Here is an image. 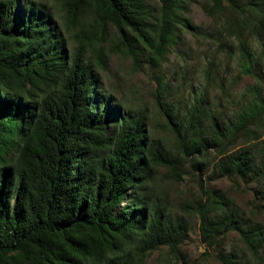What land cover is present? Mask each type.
Listing matches in <instances>:
<instances>
[{
  "label": "trees",
  "instance_id": "16d2710c",
  "mask_svg": "<svg viewBox=\"0 0 264 264\" xmlns=\"http://www.w3.org/2000/svg\"><path fill=\"white\" fill-rule=\"evenodd\" d=\"M199 1L0 0V264H149L156 253L151 264H203L182 252L188 223L155 191L161 167L181 179L197 159L257 184L264 201V0H202L207 28L187 18ZM188 37L208 44V63L182 58L168 77ZM115 54L154 73L152 111L103 88ZM223 61L232 86L253 84L234 96ZM201 189L182 211L199 218L202 244L220 264H264V226ZM232 233L243 248L227 251Z\"/></svg>",
  "mask_w": 264,
  "mask_h": 264
},
{
  "label": "rangeland",
  "instance_id": "374dc122",
  "mask_svg": "<svg viewBox=\"0 0 264 264\" xmlns=\"http://www.w3.org/2000/svg\"><path fill=\"white\" fill-rule=\"evenodd\" d=\"M49 1L53 2V0ZM21 2L23 3V0ZM201 3L202 0L192 6L187 18L193 26L207 28L210 25V20L204 14ZM55 17H57L56 14ZM208 51L210 50L207 43L198 42L188 37L177 50L168 56V61L163 65L161 71L168 77H173L180 69L182 58H185L192 66L204 68L208 63ZM227 72L228 76H226ZM197 75H200L199 71ZM154 76V73L148 69L144 72H137L134 70L130 59L115 54L109 59L106 71L102 73L103 88L125 102L134 103L139 108L152 111L157 86ZM235 76L237 75L234 64L223 61L221 77L227 79L226 84L231 87L234 96L242 93L248 86L253 84L251 79L246 78L232 86L230 82ZM175 81L172 82L173 85L177 83ZM226 106L228 107L227 104ZM156 129L158 132L157 137L163 141L170 152L174 155H180L176 144L163 133V129L160 127H156ZM194 162H199V160L196 159L186 164V172L181 175V179L175 177L167 167L159 168L156 173L155 191L163 200L169 202L175 215L182 217L188 223V238L182 246V252L188 257L189 262L201 261L203 264H220L215 259L216 252L212 249L208 250L201 242L199 218L195 214H185L182 211V206L186 202H192L200 198L202 195L201 186H207L232 199L248 223H260L264 226V201L260 198L257 184L239 179L218 178L213 176L211 166H204L199 171L194 167ZM241 248H243V245L238 235L235 233L230 234L225 249L231 251ZM204 254H210L211 256L206 257ZM157 258L158 253L149 259V264L154 263Z\"/></svg>",
  "mask_w": 264,
  "mask_h": 264
}]
</instances>
